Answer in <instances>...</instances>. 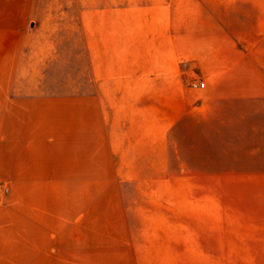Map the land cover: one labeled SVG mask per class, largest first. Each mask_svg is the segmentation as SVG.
Returning <instances> with one entry per match:
<instances>
[{
	"label": "rangeland",
	"instance_id": "rangeland-1",
	"mask_svg": "<svg viewBox=\"0 0 264 264\" xmlns=\"http://www.w3.org/2000/svg\"><path fill=\"white\" fill-rule=\"evenodd\" d=\"M53 3L0 264H264V0Z\"/></svg>",
	"mask_w": 264,
	"mask_h": 264
},
{
	"label": "crops",
	"instance_id": "crops-1",
	"mask_svg": "<svg viewBox=\"0 0 264 264\" xmlns=\"http://www.w3.org/2000/svg\"><path fill=\"white\" fill-rule=\"evenodd\" d=\"M50 9H55L50 0H0V156L15 153L18 123L46 121L48 99L31 74L34 54L40 52L41 23L48 20ZM53 107L52 120L58 123L59 108ZM2 169L7 167L0 163Z\"/></svg>",
	"mask_w": 264,
	"mask_h": 264
},
{
	"label": "built area",
	"instance_id": "built-area-1",
	"mask_svg": "<svg viewBox=\"0 0 264 264\" xmlns=\"http://www.w3.org/2000/svg\"><path fill=\"white\" fill-rule=\"evenodd\" d=\"M196 87H197V86H196ZM200 87L203 88V87H204V84H201Z\"/></svg>",
	"mask_w": 264,
	"mask_h": 264
}]
</instances>
